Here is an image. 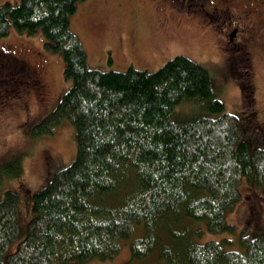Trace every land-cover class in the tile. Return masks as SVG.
Wrapping results in <instances>:
<instances>
[{"label": "trees", "instance_id": "trees-1", "mask_svg": "<svg viewBox=\"0 0 264 264\" xmlns=\"http://www.w3.org/2000/svg\"><path fill=\"white\" fill-rule=\"evenodd\" d=\"M82 1L0 0V38L11 28L18 35L40 32L44 50L62 57L70 82L32 134H53L66 120L76 144L71 164L32 196L33 217L24 228L18 194L3 192L0 264L113 260L137 225L142 235L130 242V260H143L169 221L181 226L186 218L227 237L203 243L183 237L177 256L162 248L168 264H264V234L235 239L233 224L225 221L241 200L244 180L258 192L247 188L248 199L264 196V148L242 139L239 119L224 111L206 69L187 57L175 56L151 72L89 68L82 41L69 28ZM184 104L202 115L177 116ZM22 173L20 157L0 167L3 176ZM183 226L185 235L189 224ZM234 244L238 249H230Z\"/></svg>", "mask_w": 264, "mask_h": 264}, {"label": "rangeland", "instance_id": "rangeland-1", "mask_svg": "<svg viewBox=\"0 0 264 264\" xmlns=\"http://www.w3.org/2000/svg\"><path fill=\"white\" fill-rule=\"evenodd\" d=\"M17 4L20 0H1ZM161 0H85L79 2L69 18V28L82 41L87 53L89 68L101 71H125L130 66L137 70L155 71L175 56H184L203 66L214 86L216 97L224 105V111L237 116L242 127V139L253 148H264V21L261 34L242 50L229 44L224 34L215 35L209 28L194 21H185L167 10L157 11ZM167 4V0L165 1ZM142 8L144 33L138 37L131 26V15ZM143 12H146L143 14ZM166 22L163 32L153 34V25ZM155 20V22H154ZM158 56L141 54L133 50L131 43L142 42L145 37ZM44 39L39 32L33 36L18 35L13 28L8 36L0 38V167L20 157L23 173L17 178L0 174V200L6 190L19 196V225L24 228L32 219V196L42 189L55 172L71 164L76 154L74 128L66 120L55 127L53 134L34 135L32 130L58 104L70 86L63 77L64 62L56 53L46 52ZM152 53V52H151ZM11 56L22 66L13 69L7 65ZM175 114L186 118L202 115V110L182 105ZM214 118L218 114H209ZM45 135V136H44ZM47 135V136H46ZM40 136V137H39ZM252 183L244 180L239 185L241 200L227 212L225 221L233 224L235 239L240 233L264 234V196ZM259 191V190H258ZM253 200V201H252ZM252 201V203H250ZM252 206V207H251ZM184 226L169 221L167 229L158 234V245L143 260H130L129 245L141 237V226H135L130 239L120 242L118 255L109 261H76L68 264H168L161 256L162 248L171 249L173 255L185 239L195 243L218 241L226 234L210 233L202 222L187 219ZM21 238L11 246L13 252ZM238 249L236 244L230 247Z\"/></svg>", "mask_w": 264, "mask_h": 264}, {"label": "flooded vegetation", "instance_id": "flooded-vegetation-1", "mask_svg": "<svg viewBox=\"0 0 264 264\" xmlns=\"http://www.w3.org/2000/svg\"><path fill=\"white\" fill-rule=\"evenodd\" d=\"M165 1L161 0L157 7H153L154 14L157 11L161 13L167 10L182 20L194 21L202 27L209 28L215 35L219 36L222 33L235 49L242 50L247 46V41L250 42L261 34L260 24L264 21V0H167V4ZM141 10L142 8L139 9V13L130 14L131 26L133 31L135 29L133 34L138 37H141L145 31ZM162 13L168 14L166 11ZM175 19L164 18L161 22L156 18L157 23L153 25V34L157 31L163 32L166 22ZM130 45L133 50L141 54L150 56L161 54L159 51L161 47L158 50L155 49L156 46L146 37L142 42H133ZM1 57L9 58L7 65L13 69L22 66L20 60H15L10 55H1Z\"/></svg>", "mask_w": 264, "mask_h": 264}, {"label": "bare ground", "instance_id": "bare-ground-1", "mask_svg": "<svg viewBox=\"0 0 264 264\" xmlns=\"http://www.w3.org/2000/svg\"><path fill=\"white\" fill-rule=\"evenodd\" d=\"M47 135H48V134H47ZM47 135H46V136H47ZM44 136H45V135H44ZM39 137H40V136H39Z\"/></svg>", "mask_w": 264, "mask_h": 264}]
</instances>
